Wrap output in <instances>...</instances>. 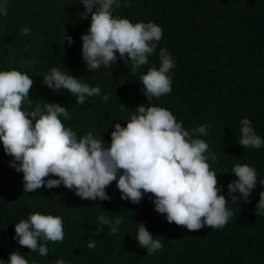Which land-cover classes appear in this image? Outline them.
<instances>
[{
  "label": "trees",
  "instance_id": "obj_1",
  "mask_svg": "<svg viewBox=\"0 0 264 264\" xmlns=\"http://www.w3.org/2000/svg\"><path fill=\"white\" fill-rule=\"evenodd\" d=\"M116 3L114 18H126L133 24L151 22L162 29V39L154 42L148 65L134 68L130 59L126 64L117 52V61L109 69L101 66L89 71L81 37L88 32L91 17L80 18L79 13L85 11L81 0H6L7 15L0 13V71L17 70L34 80L23 111H33L46 102L66 107L71 119H60L78 139L92 132L110 146L113 126L126 127L141 105L169 110L189 132L208 125L205 135L194 138L208 144L206 162L217 174L220 194L228 200L233 215L222 228L189 231L168 223L155 210L151 194H144L139 204L122 200L116 182L106 189L110 201L84 200L75 189L63 185L24 192L23 173L10 166L14 158L0 142V260L8 264L10 254L19 251L28 264H55L61 259L65 264H264V214H255L264 191L260 184L264 181V145L255 149L238 143L240 121L245 118L264 139V0ZM24 28L30 29L27 35ZM67 36L74 41L71 45ZM161 49L174 62L167 74L172 91L149 102L140 79L150 67L159 70ZM52 68L99 87L102 95L87 97L81 105L67 90L49 89L43 77ZM236 164H247L257 173L256 188L247 202L238 192L233 193L239 196L235 201L228 196L229 183L238 179L232 174ZM33 213L62 219L64 239L47 241L46 256L20 246L15 239V224ZM100 215L113 223L122 218L118 232L112 234L109 226L101 225ZM138 224L162 244L151 255L135 239ZM98 228L103 231L96 235ZM90 241H95L94 249L88 247Z\"/></svg>",
  "mask_w": 264,
  "mask_h": 264
},
{
  "label": "clouds",
  "instance_id": "obj_2",
  "mask_svg": "<svg viewBox=\"0 0 264 264\" xmlns=\"http://www.w3.org/2000/svg\"><path fill=\"white\" fill-rule=\"evenodd\" d=\"M85 11L79 13L82 20L91 17L90 28L82 39V57L89 71L110 68L117 55L134 68L148 65V57L162 39V29L155 23H135L126 18H114L116 0H81ZM130 5L125 4V7ZM0 13L7 15L6 0L0 4ZM27 35L28 28L22 29ZM71 45L74 41L67 36ZM159 70L150 67L140 81L149 102L172 91L171 78L167 75L174 67L166 49L160 50ZM43 83L54 91L67 90L84 104L87 97L102 95L99 87L81 83L73 75L59 68H52L43 77ZM34 80L20 71H0V142L4 152L13 157L10 164L18 173H23L24 192H35L47 187L75 189L84 200L110 201L106 189L116 182L121 199L139 204L144 194L155 197V210L166 216L168 223L199 231L205 226L222 228L233 215L227 208L228 200L221 195L217 174L210 170L205 153L208 144L197 135H205L208 125L185 130L173 114L162 107L141 105L131 116L126 127L116 123L111 132L110 146L102 136L97 138L88 132L79 139L66 128L60 117L70 120L66 107L59 103L46 102L33 111L22 110L28 100ZM105 101L107 95H103ZM31 103V101H28ZM125 105L122 104V107ZM33 121H35L33 125ZM238 143L243 148H261L264 139L255 134L251 121L242 119ZM215 159V157H212ZM232 174L238 179L228 185V196L235 201L243 196L249 200L257 185V173L247 164H236ZM50 176L58 179H46ZM264 185V181L260 182ZM239 193V196L233 193ZM257 216L264 214V191L260 192ZM98 222L107 225L112 234L123 223L117 217L115 223L100 215ZM135 239L149 255L162 247L143 224H138ZM103 231L98 228L96 235ZM15 239L22 247L41 256L48 255L47 241L64 239L62 219L58 216L33 213L15 224ZM38 241H43L42 244ZM90 249L95 241L88 243ZM0 264H5L0 260ZM8 264H28L19 252L10 254ZM55 264H65L57 260Z\"/></svg>",
  "mask_w": 264,
  "mask_h": 264
}]
</instances>
